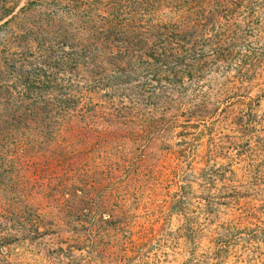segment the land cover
<instances>
[{"label": "trees", "instance_id": "trees-1", "mask_svg": "<svg viewBox=\"0 0 264 264\" xmlns=\"http://www.w3.org/2000/svg\"><path fill=\"white\" fill-rule=\"evenodd\" d=\"M16 6L4 7L5 25L43 26L60 39L38 49L37 73L20 81L17 96L1 98L2 248L50 236L57 249L49 264H151L160 254L223 264L233 251L264 264V160L251 149L235 168L210 150L202 154L186 135L169 146L172 113L209 115L208 101L186 102L180 74L196 78L219 58L192 21L210 0H28L14 14ZM75 22L82 43L58 57L54 45ZM241 171L248 187L216 188ZM249 187L259 193L244 192ZM220 192L229 203L216 202ZM223 206L228 219L216 225ZM201 236L207 242L198 253Z\"/></svg>", "mask_w": 264, "mask_h": 264}, {"label": "rangeland", "instance_id": "rangeland-1", "mask_svg": "<svg viewBox=\"0 0 264 264\" xmlns=\"http://www.w3.org/2000/svg\"><path fill=\"white\" fill-rule=\"evenodd\" d=\"M27 1L0 0V103L2 97H8L10 94L12 97L17 96L16 89H19L20 81L35 76L38 68L36 65L38 55L35 54L38 49L53 36L60 39L58 31H51L43 26L41 30H35L32 25H25L19 30L15 23L4 24L10 19L7 17L2 20L5 14L4 7L17 5L15 14ZM216 4L223 6L217 12L212 9V6ZM210 7L203 14L193 15L192 21L196 26L195 35L207 38L208 43L204 46L207 50L209 49L208 52L219 49V58L209 59L203 66L201 65L199 69L202 70L197 73L196 78L180 74L183 76L181 83H184L186 102L194 104L208 101L210 104L205 112L209 115L200 118L190 117L191 113L185 108L182 113H172L170 116L177 121L175 124L177 129L174 130L169 146L174 147L180 142L179 135H186L188 139H193V144L202 154L210 150L218 161L225 158L226 162H232L235 168H241L243 165L239 163V153L247 152L251 156V149H253L255 157L260 161L264 160V0L219 2L210 0ZM64 13L65 11L59 13V16H63ZM67 13L74 15L75 12L67 11ZM64 33L65 40L61 38L59 45L56 42L58 40L55 41L54 48L59 49L58 57L62 56V52L78 49L82 43L83 34L76 22ZM197 40L199 41V38ZM33 57L35 59L32 60ZM146 82L148 81L145 80L144 83ZM162 84L165 83L162 81ZM146 86L145 88L151 90L160 87L155 80L148 82ZM4 87H11V89L6 92ZM165 93L169 97H176V94H170L169 91ZM102 95L109 98L105 92H102ZM187 124L191 128L182 129ZM134 156L131 153L127 159L133 162ZM1 174L3 171L0 169ZM226 177L230 180L229 175ZM249 183L250 178L243 177L241 171L237 179L224 181L216 188L238 185L248 187ZM130 188L132 192L133 187ZM244 192L252 195L259 193L258 190L250 187ZM199 195L196 193V196ZM224 195L220 192V198L216 202L229 203ZM192 203L196 205L197 199L192 200ZM240 203L243 204L242 201ZM220 211L217 218L213 219L216 225L228 219L226 216L228 211L224 206ZM136 214L141 215L142 210L136 211ZM0 215H2L1 212ZM206 219L205 216H198V224L205 225ZM8 225L11 226V224ZM2 228V219H0V264H49L51 256L57 249L53 237L48 236L46 239L37 240L33 238L19 246L14 244L9 248H2ZM202 228L201 226L200 229ZM200 233L204 235V231ZM206 242V238L201 236L198 242L201 250L198 253L205 250ZM61 246L66 248L65 245ZM7 251L9 252L6 253ZM150 262L151 264H181L182 260L160 254L153 256V259L150 258ZM223 264L248 263L242 252L233 251Z\"/></svg>", "mask_w": 264, "mask_h": 264}]
</instances>
